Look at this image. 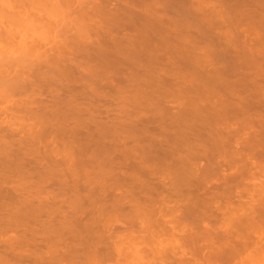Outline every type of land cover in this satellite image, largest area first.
Returning a JSON list of instances; mask_svg holds the SVG:
<instances>
[{
	"label": "rangeland",
	"instance_id": "1",
	"mask_svg": "<svg viewBox=\"0 0 264 264\" xmlns=\"http://www.w3.org/2000/svg\"><path fill=\"white\" fill-rule=\"evenodd\" d=\"M24 1L17 9L33 17L39 5L40 22L20 16L16 26L17 14L0 11V264H264V174L250 165H264V125L231 110L264 100L249 98L245 81L264 69V54L250 62L264 50V0H158L156 16L133 8L119 19L109 13L122 0H67L68 12L64 0Z\"/></svg>",
	"mask_w": 264,
	"mask_h": 264
},
{
	"label": "bare ground",
	"instance_id": "2",
	"mask_svg": "<svg viewBox=\"0 0 264 264\" xmlns=\"http://www.w3.org/2000/svg\"><path fill=\"white\" fill-rule=\"evenodd\" d=\"M22 1H24V0H22ZM22 1H21V0H0V9H1L0 11L3 12V10H7V12L10 11L9 13H7V15H9V16L12 15V14H14V15L17 14V15H16L17 18L20 17V16H21L22 19H23V18H26V17H28V15H29V13H30L31 11L29 12V10H28V13H26L27 15L24 13L26 16H25L24 14H21V13H23V11H22V10L19 11L18 9H19V8H23V7H19L20 2H21V4H23ZM32 1H33V0H32ZM34 1H37V0H34ZM41 1H42V0H41ZM41 1H40V2H41ZM43 1H45V0H43ZM48 1H50V0H48ZM48 1H47V2H48ZM54 1H55V0H52V2H54ZM64 1H66V2H65V4H64L63 6L60 7V8H61V11H62V9H64V10L67 11V9H65V8H66V7H69V5H68L69 3L67 4L68 1H67V0H64ZM64 1L62 0V3H63ZM69 1H70V0H69ZM80 1H81V0H80ZM80 1H79V3H80ZM82 1H84V0H82ZM86 1H87V0H86ZM86 1H85V3H86ZM89 1H90V0H89ZM95 1H96V0H95ZM103 1H104V0H103ZM111 1H113V0H111ZM116 1H117V0H116ZM116 1H115V2H116ZM120 1H121V0H120ZM120 1H119V2H120ZM24 2H25L24 5H26V3L29 4L28 2H26V0H25ZM29 2H30V1H29ZM50 2H51V1H50ZM60 2H61V0H60ZM71 2H72V1H71ZM75 2H77V1L75 0ZM107 2H109V0H107ZM113 2H114V1H113ZM113 2H112V3H113ZM160 2H161V0H160ZM168 2H169V1H168ZM201 2H203V1H201ZM211 2H212V1H211ZM31 3H32V2H31ZM37 3H38V2H37ZM43 3H44V2H43ZM57 3H58L59 5L62 4V3L60 4L59 2H57ZM85 3H84V4H85ZM112 3L110 2V5H108L107 7H110ZM117 3H118V2H116L115 4H117ZM121 3H122V5H121ZM121 3H118V4L121 5L120 7H119V6L117 7V5H116V7H117V10H116V8H115V10H116V14H115V12H114V13H111V11H110L109 15L112 14L113 17H112V16H111V17H112L113 19H114L115 16H116V17L118 16V19H119V17H120L119 14H120V13H121L122 16L125 15V17H127L128 13H129V17H130V16H131L130 11H132L133 8H138V9H137L138 11H139L140 8H141V10H143L144 13H147V15L150 14V15H151L150 17H152L153 15L157 14L155 11H153L152 8H153V7L157 8L156 5L158 4V0H129V1H127V0H122ZM192 3H193V1H192ZM194 3H195V2H194ZM205 3H206V2H205ZM207 3H208V2H207ZM207 3H206V4H207ZM209 3H210V2H209ZM45 4H46V3H45ZM54 4H55V3H54ZM54 4H53V5H54ZM58 4H56V6H57ZM66 4H67L68 6H67ZM80 4L82 5L83 2L80 3ZM93 4H94V1H93ZM107 4H108V3H106V5H107ZM115 4H114V5H115ZM167 4H168V3H167ZM214 4H215V3H214ZM255 4H256V3H255ZM24 5H21V6H24ZM37 5H38V4H37ZM40 5H41V4H40ZM51 5H52V4H51ZM51 5H50V6H51ZM53 5H52V6H53ZM65 5H66V7H65ZM76 5H77V4H76ZM78 5H79V4H78ZM78 5H77L76 9H77L78 7H81V5H80V6H78ZM91 5H92V3L90 4V6H91ZM99 5H100V4H99ZM103 5H104V4H103ZM173 5H174V4H173ZM198 5H199V4H198ZM204 5H205V4H204ZM259 5H260V4H259ZM32 6H33L34 9H35V8H36V9H35V10H34V9H30V8H29V9L35 12V13L33 12V13H34L33 15H35V16L32 17V16H30V15H32V14H30V15H29L30 17H28L27 20H29V19H31V18H32L31 20H33V19H34V20H35V19H39V20H37V22H40V21H41L40 19H42V16H41V15L44 14V12L41 13L40 10H42V9L39 8V5L36 6V4L33 5V3H32ZM34 6H35V7H34ZM41 6H42V5H41ZM44 6H45V5H44ZM50 6H49V7H50ZM74 6H75V5H74ZM74 6L71 7V8H69V9H71V11H72V10H73L72 8H74ZM86 6H87V5L85 4V7H86ZM104 6H105V5H104ZM136 6H139V7H136ZM159 6H160V4L158 5V7H159ZM209 6H210V5H209ZM211 6H212V4H211ZM229 6H230V5H229ZM256 6H258V5H256ZM1 7H2V8H1ZM18 7H19V8H18ZM24 7H26V6H24ZM28 7H30V6H28ZM37 7H38L39 9H38ZM49 7H48V8H49ZM57 7H58V6H57ZM57 7L54 6V7H53L54 10H57V9L59 8V7H58V8H57ZM62 7H64V8H62ZM85 7H84V8H85ZM88 7H89V6H88ZM88 7H86V8H88ZM94 7H95V6H94ZM94 7H93L92 9H94V11H95V9H97V8H94ZM107 7H106V8H107ZM200 7H201V6H200ZM206 7H208V6H206ZM206 7H205V8H206ZM217 7H218V6H217ZM254 7H255V6H254ZM259 7H260V9H261V6H259ZM17 8H18V9H17ZM41 8H42V7H41ZM55 8H56V9H55ZM81 8H82V9H81ZM81 8H79V9H80L81 11L85 12V11H84V8H83V7H81ZM86 8H85V9H86ZM100 8H102V6H100ZM112 8H113V7H112ZM112 8H109V9H112ZM155 8H154V10H156ZM168 8H169V6H168ZM193 8H194V7H193ZM202 8H203V6H202ZM211 8H212V7H210V9H211ZM227 8H228V7H227ZM238 8H239V7H238ZM26 9H27V7H26ZM26 9L23 8V10H24L25 12H26ZM79 9H77L78 12H77V10L74 9V10L76 11L75 13H76V14L78 13V15L81 16V17L85 16V15H86V12H85V13L81 12V13H83L84 15H83V14L80 15V14H79V13H80V10H79ZM88 9L90 10L91 8L89 7ZM103 9H105V8H103ZM103 9H102V10H103ZM166 9H167V8H166ZM174 9H175V8H174ZM220 9H221V8H220ZM224 9H225V8H224ZM36 10H37V11H36ZM47 10H48V9H47ZM59 10H60V9H59ZM64 10H63V11H64ZM74 10H73V11H74ZM99 10H101V9H99ZM150 10H151V11H150ZM160 10H161V8H160ZM176 10H177V9H176ZM199 10H200V9H199ZM52 11H53V10H52ZM57 11H58V10H57ZM66 11H65V12H66ZM71 11L69 10V12H71ZM73 11H72V12H73ZM96 11H97V10H96ZM134 11H135V10H134ZM169 11H170V10H169ZM171 11H172V10H171ZM171 11H170V12H171ZM174 11H175V10H174ZM197 11H198V10H197ZM200 11H201V10H200ZM203 11H204V9H203ZM219 11H220V10H219ZM4 12H6V11H4ZM19 12H20L21 15L18 14ZM38 12H40V13H38ZM47 12H50V11H47ZM65 12H64V13H65ZM67 12H68V11H67ZM67 12H66V13H67ZM117 12H118V14H117ZM119 12H120V13H119ZM154 12H155V13H154ZM216 12H217V11H216ZM36 13H37V14H36ZM61 13H62V12H61ZM61 13L59 14V11H58L57 14H59V15L62 16L63 13H62V14H61ZM88 13H89V12H88ZM94 13H95V12H94ZM132 13H134V12H132ZM141 13H142V11L138 12L137 15H138V14H141ZM160 13H161V11H160ZM160 13H159V14H160ZM220 13H221V11H220ZM251 13H252V12H251ZM254 13H255V12H254ZM2 14H3V13H1V15H2ZM38 14H39V15H38ZM47 14H48V13H47ZM76 14H75V15H76ZM142 14H143V13H142ZM142 14H141V15H142ZM161 14H162V13H161ZM197 14H199V13H197ZM212 14H213V13H212ZM222 14H223V13H222ZM18 15H19V16H18ZM37 15H38V17H36ZM45 15H46V14H45ZM50 15H51V14H50ZM54 15H55V14H54ZM63 15H64V14H63ZM67 15H68V14H67ZM104 15L106 16L105 13H104ZM147 15H146V18H148ZM205 15H206V14H205ZM217 15H218V14H217ZM234 15H235V14H234ZM2 16H3V15H2ZM9 16H7V17H8L7 19H9ZM22 16H25V17H22ZM46 16H47V15H46ZM64 16H65V15H64ZM64 16H63V18H64ZM68 16H69V15H68ZM68 16H66V18H67ZM70 16H71V15H70ZM86 16H87V15H86ZM102 16H103V15H102ZM135 16H136V15H134V17H135ZM142 16H143V15H142ZM148 16H149V15H148ZM155 16H156V15H155ZM167 16H168V15H167ZM211 16H212V15H211ZM220 16H222V15H220ZM3 17H4V16H3ZM44 17H45V16H44ZM44 17H43V18H44ZM56 17H57V16H56ZM56 17H55V18H56ZM77 17H78V16H77ZM81 17H80V19H81ZM96 17H97V16H96ZM106 17H107V16H106ZM125 17H122V19H124ZM129 17H128V18H129ZM139 17H140V15H139ZM139 17H138V18H139ZM144 17H145V15H144ZM161 17H162V16H161ZM161 17H160V18H161ZM163 17H164V16H163ZM163 17H162V18H163ZM212 17H213V16H212ZM227 17H228V16H227ZM258 17H260V16H258ZM11 18L13 19V18H15V17L12 15ZM17 18H15L16 20L14 19L15 22L12 20L15 24H16V21L18 20V23L16 24V26L20 24V21H21V23H23V22L27 23L26 21L21 20V18H18V19H17ZM45 18H46V17H45ZM47 18H48V16H47ZM73 18H75V17H73ZM101 18H102V17H101ZM104 18H105V17H104ZM112 18H111V19H112ZM128 18H127V19H128ZM136 18H137V17H136ZM146 18H145V19H146ZM166 18H167V17H166ZM219 18H220V17H219ZM48 19H49V18H48ZM53 19H54V17H53ZM78 19H79V18H78ZM82 19H83V18H82ZM122 19L120 18V20H122ZM139 19H140V18H139ZM154 19H156V17H154ZM158 19H159V18H158ZM198 19H199V18H198ZM205 19H206V18H205ZM221 19H222V17H221ZM9 20H11V19H9ZM19 20H20V21H19ZM24 20H25V19H24ZM31 20H29V21H31ZM49 20H52V18L49 19ZM76 20H77V19H76ZM86 20H87V19H86ZM91 20H92V19H91ZM103 20H104V19H103ZM115 20H117V18H115ZM115 20H114V21H115ZM120 20H119V21H120ZM131 20H132V17H131V19L129 18V20H127V21H131ZM134 20H135V19H134ZM148 20H150V19H148ZM148 20H147V21H148ZM169 20H171V19H169ZM207 20H208V19H207ZM219 20H220V19H219ZM226 20H227V18H226ZM228 20H229V19H228ZM22 21H23V22H22ZM52 21H53V20H52ZM54 21H55V20H54ZM54 21H53V22H54ZM58 21H59V19H58ZM70 21H71V20H70ZM74 21H75V19H74ZM94 21H95V20H94ZM94 21H93V22H94ZM96 21H97V19H96ZM123 21H125V20H123ZM132 21H133V20H132ZM132 21H131V22H132ZM156 21H157V20H156ZM159 21H160V20H159ZM161 21H164V20L161 19ZM237 21H238V20H237ZM2 22H3V18H2ZM5 22H6V21H5ZM43 22H44V21H43ZM47 22H48V20H47ZM62 22H63V21H62ZM80 22H81V21H80ZM80 22H79V23H80ZM85 22H86V21H85ZM109 22H111V21H109ZM145 22H146V21H145ZM169 22H170V21H169ZM172 22H173V21H172ZM241 22H242V20H241ZM253 22H254V21H253ZM8 23H9V22H8ZM33 23H34V22H33ZM35 23H36V22H35ZM41 23H42V22H41ZM41 23H38V24H41ZM72 23H73V22H72ZM86 23H87V22H86ZM99 23H100V22H99ZM111 23H112V22H111ZM117 23H118V22H117ZM119 23H120V22H119ZM134 23H135V22H134ZM149 23H150V22H149ZM152 23H153V22H152ZM229 23H230V22H229ZM232 23H233V22H232ZM0 24H1V23H0ZM12 24H13V23H12ZM23 24H24V23H23ZM76 24L79 25L78 23H76ZM88 24H89V23H88ZM96 24H97V23H96ZM101 24H102V23H101ZM113 24H114V22H113ZM130 24H133V23H130ZM165 24H166V22H165ZM209 24H210V23H209ZM211 24H212V23H211ZM235 24H236V23H235ZM238 24H239V23H238ZM9 25H10V24H9ZM30 25H31V24H30ZM42 25H43V24H42ZM44 25H45V24H44ZM47 25H48V24H47ZM55 25H56V24H55ZM77 25H76V26H77ZM93 25H94V24H93ZM103 25H105V24H103ZM125 25H126V23H125ZM134 25H138V24H134ZM134 25H133V26H134ZM148 25H149V24H148ZM214 25H215V24H214ZM257 25H258V24H257ZM263 25H264V24H263ZM0 26H1V25H0ZM31 26H32V25H31ZM50 26H51V25H50ZM79 26H80V25H79ZM82 26H83V24H82ZM105 26H107V24H106ZM159 26H160V25H159ZM174 26H175V25H174ZM231 26H232V25H231ZM6 27H7V26H6ZM61 27H62V26H61ZM80 27H81V26H80ZM83 27H84V26H83ZM83 27H81V28H83ZM98 27H99V26H98ZM112 27H113V26H112ZM143 27H144V26H143ZM146 27H147V26H146ZM168 27H169V26H168ZM210 27H211V25H210ZM219 27H221V26H219ZM233 27H234V26H233ZM233 27H232V28H233ZM20 28H21V27H20ZM22 28H23V27H22ZM34 28H35V27H34ZM46 28H47V27H46ZM56 28H57V27H56ZM89 28H90V27H89ZM95 28H96V27H95ZM137 28H138V27H137ZM214 28H216V27H214ZM234 28H235V27H234ZM247 28H248V27H247ZM7 29H8V27H7ZM11 29H12V27H11ZM43 29H44V28H43ZM51 29H52V28H51ZM84 29H85V28H84ZM96 29H97V28H96ZM228 29H229V28H228ZM261 29H262V28H261ZM9 30H10V29H9ZM16 30H17V29H16ZM19 30H20V29H19ZM58 30H59V29H58ZM101 30H102V29H101ZM101 30H100V31H101ZM140 30H141V29H140ZM142 30H143V29H142ZM142 30H141V31H142ZM154 30H155V29H154ZM244 30H245V29H244ZM244 30H243V31H244ZM247 30H248V29H247ZM250 30H251V29H250ZM0 31L2 32V28H1ZM17 31H18V30H17ZM31 31H32V30H31ZM36 31H37V30H36ZM45 31H46V30H45ZM56 31H57V30H56ZM80 31H81V29H80ZM107 31H108V30H107ZM125 31H126V30H125ZM233 31H234V30H233ZM4 32H5V31H4ZM10 32H11V31H10ZM12 32H13V31H12ZM14 32H15V31H14ZM61 32H62V31H61ZM95 32H96V31H95ZM108 32H109V31H108ZM211 32H212V31H211ZM231 32H232V31H231ZM240 32H241V31H240ZM2 33H3V32H2ZM6 33H8V32H6ZM17 33H18V32H17ZM31 33H32V32H31ZM41 33H42V32H41ZM49 33H50V35L52 34L51 32H49ZM56 33H57V32H56ZM223 33H224V32H223ZM226 33H227V31H226ZM229 33H230V31H229ZM236 33H237V30H236ZM243 33H244V32H243ZM252 33H253V32H252ZM14 34H15V33H14ZM59 34H60V33H59ZM136 34H137V33H136ZM211 34H212V33H210V35H211ZM233 34H235V33H233ZM247 34H248V33H247ZM6 35H7V34H6ZM45 35H46V34H45ZM206 35H207V34H206ZM224 35H225V34H224ZM0 36H1V35H0ZM2 36H3V34H2ZM39 36L41 37V35H39ZM89 36H90V34H89ZM225 36H226V35H225ZM233 36H235V35H233ZM245 36H247V35H245ZM258 36H260V35H258ZM13 37H14V35H13ZM21 37H22V36H21ZM55 37H56V36H55ZM143 37H144V36H143ZM205 37H206V36H205ZM231 37H232V36H231ZM231 37H230V39H231ZM256 37H257V35H256ZM2 38H3V37H2ZM8 38H9V37H8ZM28 38H29V37H28ZM35 38H36V37H35ZM57 38H58V37H57ZM212 38H213V37H212ZM217 38H218V37H217ZM234 38H235V37H234ZM248 38H249V37H248ZM257 38H258V37H257ZM21 39H22V38H21ZM31 39H32V37H31ZM31 39H30V41H31ZM50 39H51V38H50ZM228 39H229V38H228ZM27 40H28V39H27ZM37 40H38V39H37ZM37 40H36V41H37ZM51 40H52V39H51ZM51 40H50V41H51ZM211 40H212V39H211ZM216 40H217V39H216ZM226 40H227V39H226ZM233 40H234V39H233ZM243 40H244V39H243ZM245 40H246V39H245ZM1 41H2V40H1ZM9 41H10V40H9ZM59 41H61V40H59ZM66 41H67V40H66ZM103 41H104V40H103ZM213 41H214V40H213ZM227 41H228V40H227ZM234 41H235V40H234ZM249 41H251V40H249ZM262 41H263V39H262ZM11 42H12V41H11ZM39 42H40V41H39ZM43 42H44V41H43ZM43 42H42V43H43ZM53 42H54V41H53ZM61 42H62V41H61ZM61 42H60V43H61ZM92 42H93V41H92ZM97 42H98V41H97ZM207 42H209V41H207ZM237 42H238V41H237ZM237 42L235 41V43H237ZM240 42H241V41H240ZM243 42H244V41H243ZM259 42H261V41L259 40ZM6 43H7V41H6ZM6 43H5V45H6ZM28 43H29V42H28ZM33 43H34V42H33ZM56 43H57V42H56ZM60 43H59L58 45H56V46H60V45H61ZM244 43H245V42H244ZM250 43H251V42H250ZM252 43H253V42H252ZM255 43H256V42H255ZM0 44H1V43H0ZM29 44H30V43H29ZM43 44H44V43H43ZM85 44H86V43H85ZM92 44H93V43H92ZM105 44H106V42H105ZM211 44H212V43H211ZM222 44H223V43H222ZM239 44H240V43H239ZM256 44H258V43H256ZM5 45H3V46L5 47ZM34 45H35V44H34ZM44 45H45V44H44ZM96 45H98V43H97ZM106 45H107V44H106ZM113 45H114V44H113ZM194 45H195V44H194ZM233 45H234V44H233ZM235 45H236V44H235ZM242 45H243V44H242ZM244 45H245V44H244ZM3 46H2V47H3ZM8 46H9V45H8ZM23 46H24V45H23ZM91 46H92V45H91ZM102 46H103V45H102ZM227 46H228V45H227ZM231 46H232V45H231ZM238 46H239V45H238ZM245 46H247V44H246ZM245 46H244V47H245ZM261 46H262V45H261ZM261 46L258 45L259 48H260ZM43 47H44V46H43ZM53 47H54V46H53ZM53 47H52V48H53ZM92 47H93V46H92ZM94 47H95V46H94ZM208 47H209V46H208ZM232 47H233V46H232ZM248 47H249V46H248ZM28 48H29V47H28ZM39 48H40V47H39ZM44 48H45V47H44ZM47 48H48V47H47ZM47 48H45V49H47ZM57 48H58V47H57ZM88 48H89V47H88ZM101 48H102V47H101ZM240 48H241V47H240ZM259 48L257 49V51L259 50ZM11 49H12V48H11ZM13 49H14V48H13ZM20 49H21V48H20ZM29 49H30V48H29ZM36 49H37V47H36ZM68 49H69V48H68ZM103 49H104V48H103ZM215 49H216V48H215ZM255 49H256V47H255ZM5 50H6V49H5ZM40 50H41V49H40ZM58 50H59V49H58ZM211 50H212V48H211ZM218 50H219V49H218ZM224 50H225V49H224ZM253 50H254V48H253ZM17 51H18V50H17ZM30 51H31V49H30ZM37 51H38V50H37ZM43 51H44V50H43ZM52 51H53V50H52ZM93 51H94V50H93ZM100 51H101V50H99V53H100ZM212 51H213V50H212ZM244 51H245V50H244ZM247 51H248V50H247ZM247 51H246V52H247ZM32 52H33V51H32ZM41 52H42V51H41ZM72 52H73V51H72ZM77 52H78V51H77ZM103 52H104V51H103ZM107 52H109V51H107ZM214 52H215V50H214ZM220 52H221V51H220ZM249 52H250V51H249ZM249 52H248V53H249ZM254 52H255V51H254ZM259 52H260V51H259ZM262 52H264V50H263ZM262 52H261V53H258V52H257V53H258V54H257L258 56L254 55V53H253V56H252V55L249 53V55L252 56V58L249 57V58H251V61H250V62H251V63H254L255 65L257 64L258 67H259V64H258V62H257V59H258V57L261 58V56L264 54V53H262ZM56 53H57V52H56ZM61 53H62V52H61ZM81 53H82V51H81ZM90 53H91V51H90ZM104 53H105V52H104ZM240 53H241V52H240ZM248 53H246V54H248ZM251 53H252V51H251ZM39 54H40V53H39ZM39 54H38V55H39ZM97 54H98V53H97ZM244 54H245V52H244ZM255 54H256V53H255ZM261 54H262V55H261ZM35 55H36V54H35ZM48 55H49V54H48ZM77 55H78V54H77ZM88 55H89V54H88ZM222 55H223V54H222ZM228 55H229V54H228ZM26 56H27V55H26ZM51 56L53 57L54 55H51ZM57 56H58V55H57ZM231 56H232V55H231ZM254 56L257 57V58L255 59ZM52 57H51V58H52ZM74 57H75V56H74ZM95 57H96V56H95ZM95 57H94V58H95ZM215 57H216V56H215ZM243 57H244V58H245V57H248V55H247V56H243ZM22 58H23V57H22ZM96 58H97V57H96ZM204 58H205V57H204ZM213 58H214V57H213ZM221 58H222V57H221ZM224 58H225V57H224ZM263 58H264V56H262L261 59L263 60ZM25 59H26V58H25ZM54 59H55V57H54ZM62 59H63V58H62ZM65 59H66V58H65ZM240 59H241V58H240ZM20 60H21V59H20ZM27 60H28V59H27ZM29 60H30V59H29ZM33 60H34V58H33ZM49 60H50V59H49ZM91 60H92V59H91ZM219 60H220V59H219ZM245 60H246V59H245ZM248 60H250V59H248ZM14 61H15V60H14ZM17 61H18V59H17ZM22 61H24V60H22ZM62 61H63V60H62ZM64 61H65V60H64ZM67 61H68V60H67ZM70 61H71V60H70ZM74 61H75V60H74ZM225 61H226V60H225ZM243 61H244V60H243ZM53 62H54V61H53ZM223 62H224V60H223ZM226 62H227V61H226ZM228 62H229V61H228ZM58 63H59V62H58ZM60 63H61V62H60ZM63 63H64V62H63ZM261 63L263 64L264 61L261 62ZM261 63H260V66H262ZM17 64H18V62H17ZM29 64H30V63H29ZM54 64H55V63H54ZM56 64H57V62H56ZM33 65H34V64H33ZM64 65H65V64H63L62 67H64ZM69 65H70V64H69ZM76 65H77V64H76ZM76 65H75V66H76ZM218 65H219V64H218ZM223 65H224V64H223ZM257 65H256V66H257ZM23 66H24V65H23ZM57 66H58V65H56V67H57ZM77 66H78V65H77ZM24 67H25V66H24ZM42 67H44V66H42ZM53 67H54V66H53ZM58 67H59V66H58ZM60 67H61V66H60ZM78 67H79V66H78ZM80 67H81V66H80ZM82 67H83V66H82ZM82 67H81V68H82ZM235 67H236V66H235ZM19 68H20V67H19ZM231 68H233V67H231ZM239 68H240V67H239ZM239 68H238V69H239ZM262 68H264V66H262ZM35 69H36V68H35ZM72 70H73V69H72ZM77 70H78V69H77ZM80 70H82V69H80ZM87 70H88V69H87ZM90 70H91V69H90ZM37 71H38V70H37ZM88 71H89V70H88ZM92 71H93V70H92ZM96 71H97V69H96ZM244 71H245V70H244ZM3 72H4V71H3ZM62 72H63V71H62ZM235 72H236V71H235ZM252 72H253V71H252ZM255 72H256V73H251V74H248V75L245 73L247 76H249V77H248L249 80H247L248 78H247L246 75H245V76H246V80H245V77H242V78H241V81L243 80V83H244V80H245V81H247V83L250 85V88H251V89H249V91H252V95H250V94H251V92H250V93H249V98H250L251 96H252V97H256V96H258V95H261V97H262V96L264 95V86H262V84L260 85V83H259L260 81H264V78H263V77H264V69L261 70V68H259L258 70L256 69ZM89 73H90V72H89ZM89 73H88V74H89ZM219 73H220V72H219ZM219 73H218V76H219ZM79 74H80V73H79ZM18 75H19V72H18ZM232 75H233V73H232ZM239 75H243V72H242V74L239 72ZM66 76H67V75H66ZM92 76H93V75H92ZM213 76H214V73H213ZM213 76H212V77H213ZM222 76H223V75H222ZM234 76H236V75H234ZM20 77H21V76H20ZM63 77H64V75H63ZM224 77H226V76H224ZM21 78H22V77H21ZM243 78H244V79H243ZM18 79H19V78H18ZM260 79H262V80H260ZM218 80H219V79H218ZM221 80H222V78H221ZM213 81H214V80H213ZM215 83H216V82H215ZM220 83H221V82H220ZM247 83L244 84V85L247 86V85H248ZM262 83H263V82H262ZM221 84H222V83H221ZM249 85H248V87H249ZM61 86H62V84H61ZM246 89H247V88H246ZM206 91H207V90H206ZM211 91H212V90H211ZM243 91H244V90H243ZM226 93H227V92H226ZM235 93H236V92H235ZM232 94H234V93H232ZM262 94H263V95H262ZM206 95H207V94H206ZM216 95H218V94L216 93ZM197 96H198V95H197ZM213 96H214V95H213ZM213 96H212V97H213ZM232 96H233V95H232ZM232 96H231V98H232ZM200 97H201V96H200ZM202 97H203V96H202ZM206 97H207V96H206ZM233 97L236 98V96H233ZM252 97H251V98H252ZM219 98H220V97H219ZM237 98H238V97H237ZM241 98H242V97H241ZM247 98H248V96H247ZM204 99H205V97H204ZM256 99H257V98H256ZM259 99H260V98H259ZM261 99H264V98H261ZM71 100H72V99H71ZM218 100H219V99H218ZM227 100H228V99H227ZM233 100H234V99H232V101H233ZM235 100H236V99H235ZM235 100H234V103H235ZM242 100H243V99H242ZM242 100H239V102L242 101ZM253 101H255L254 98H253V99L245 100V101H244V104H242L241 102L238 103V101H237V103H235V104L233 103L234 105H233L232 102H230V101H229V103H231V104L233 105V107H231L232 105L230 106V107H231V110H233V111H232L233 114H234V113H235V114L237 113L236 115H238V113L242 114V115H241V116H243L242 121L244 120V124H246L245 126H248V125L251 126V125H254V124H258V126H259V125H260V126H263V125H264V100H259L256 104H255V102H254V104H253V103H252ZM77 102H78V101H77ZM226 102H228V101H226ZM242 102H243V101H242ZM68 103H69V102H68ZM200 103H202V102H200ZM208 103H209V102H208ZM229 103H228V104L226 103V104L229 105ZM203 104H204V103H203ZM203 104H202V105H203ZM215 104H216V102H215ZM218 104H219V103H218ZM73 105H74V104H73ZM134 105H135V104H134ZM142 105H143V104H142ZM199 105H200V104H198V105H196V106H199ZM208 105H209V104H208ZM23 106H24V105H23ZM75 106H77V105H75ZM27 107H28V106H27ZM87 107H88V106H87ZM228 107H229V106H228ZM221 108H222V107H221ZM221 108H220V109H221ZM26 109H27V108H26ZM134 109H135V108H134ZM216 109H217V108H216ZM222 109H224V108H222ZM229 109H230V108H229ZM229 109H228V110H229ZM70 110H71V109H70ZM70 110H69V111H70ZM87 110H88V109H87ZM89 110H90V109H89ZM135 110H136V109H135ZM138 110H139V109H138ZM142 110H143V109H142ZM150 110H151V108H150ZM150 110H149V111H150ZM193 110H194V108H193ZM228 110H227V111H228ZM231 110H229V111L231 112ZM76 111H77V110H76ZM147 111H148V110H147ZM187 111H188V110H187ZM223 111H224V110H223ZM225 111H226V110H225ZM227 111H226V112H227ZM128 112H129V111H128ZM151 112H152V111H151ZM156 112H158V111L156 110ZM217 112H218V111H217ZM29 113H30V112H29ZM78 113H79V112H78ZM195 113H196V112H195ZM195 113H194V114H195ZM79 114H80V113H79ZM130 114H132V113H130ZM141 114H142V113H141ZM154 114H155V113H154ZM156 114H157V113H156ZM156 114H155V115H156ZM183 114H184V113H183ZM190 114H192V113H190ZM218 114H219V113H218ZM228 114H230V113H227V115H228ZM240 114H239V115H240ZM127 115H128V114H127ZM142 115H143V114H142ZM140 116H141V115H140ZM234 116H235V115H234ZM205 117H206V116H205ZM235 117H236V116H235ZM238 117H239V116H238ZM184 118H185V117H184ZM233 118H234V117H233ZM199 119H201V118H199ZM217 119H218V118H217ZM255 119H256V120H255ZM209 120H210V119H209ZM218 120H219V119H218ZM220 121H221V120H220ZM226 122H227V121H226ZM207 123H208V122H207ZM215 123H216V122H215ZM242 123H243V122H242ZM199 124H200V123H199ZM228 124H229V123H228ZM112 125H113V124H112ZM115 126H116V124H115ZM149 126H150V125H149ZM185 126H186V124H185ZM216 126H217V125H216ZM118 127H119V129H121L120 126H118ZM121 127H122V126H121ZM204 127H205V126H204ZM224 127H226V126L224 125ZM254 127H255V126H254ZM116 128H117V127H116ZM122 128H123V127H122ZM125 128H126V127H125ZM196 128H198V127H196ZM255 128H258V127H255ZM255 128H254V129H255ZM130 129H131V128H130ZM148 129H149V128H148ZM252 129H253V128H252ZM261 129H262V127H261ZM261 129H260V130H261ZM137 130H138V129H137ZM201 130L204 131V129H201ZM216 130H217V127H216ZM235 130H236V129H235ZM235 130L233 129V131H235ZM246 130H247V129H246ZM121 131H122V130H121ZM209 131H210V130H209ZM233 131H232V132H233ZM249 131H250V130H249ZM257 131H258V130H257ZM118 132H119V131H118ZM137 132H138V131H137ZM145 132H146V131H145ZM178 132H179V131H178ZM196 132H197V131H196ZM212 132H213V131H212ZM230 132H231V130H230ZM250 132H251V131H250ZM255 132H256V131H255ZM260 132H261V131H260ZM40 133H41V132H40ZM126 133H128V132H126ZM179 133H180V132H179ZM202 133H203V132H202ZM227 133H229L228 130H227ZM238 133H239V132H238ZM257 133H258V132H257ZM41 134H42V133H41ZM120 134H121V133H120ZM136 134H137V133H136ZM208 134H209V133H208ZM233 134H234V133H233ZM258 134H259V133H258ZM38 135H39V134H38ZM114 135H115V134H114ZM122 135H123V134H122ZM138 135H139V134H138ZM237 135H238V134H237ZM259 135H261V136L264 137V129H263V135H262V132H261ZM259 135H258V136H259ZM43 136H44V135H43ZM144 136H145V135H144ZM151 136H152V135H151ZM206 136H208V135H206ZM234 136H235V135H234ZM250 136H252V135H250ZM36 137H37V136H36ZM36 137H35V138H36ZM117 137H118V136H117ZM136 137H137V136H136ZM140 137H141V136H140ZM140 137H139V138H140ZM194 137H195V136H194ZM210 137H211V136H210ZM221 137H222V136H221ZM228 137H229V136H228ZM230 137H231V136H230ZM232 137H233V136H232ZM106 138H107V137H106ZM148 138H149V137H148ZM71 139H72V138H71ZM126 139H128V138H126ZM149 139H150V138H149ZM155 139H156V138H155ZM213 139H214V138H213ZM225 139H226V137H225ZM238 139H239V138H238ZM251 139H253V138H251ZM256 139H257V138H256ZM260 139H261V137H260ZM260 139H258L259 141H257V140H256V141H257V142H260V141H261ZM262 139H263V141H264V138H262ZM74 140H75V139H74ZM116 140H117V139H116ZM122 140H123V142H124V139H123V138H122ZM151 140H152V139H151ZM178 140H179V139H178ZM226 140H227V139H226ZM78 141H79V140H78ZM96 141H97V140H96ZM118 141H119V139H118ZM158 141H159V140H158ZM171 141H172V140H171ZM198 141H199V140H198ZM200 141H202V140H200ZM205 141H206V140H205ZM33 142H34V141H33ZM101 142H102V141H101ZM191 142H192V141H191ZM115 143H116V142H115ZM120 143H121V142H120ZM158 143H159V142H158ZM189 143H190V142H189ZM253 143H255L254 140H253ZM122 144H123V143H122ZM116 145H117V144H116ZM143 145H145V144H143ZM260 145H261V144H260ZM63 146H65V145H63ZM117 146H118V145H117ZM254 146H255V145H254ZM132 147H134V145H133ZM135 147H136V146H135ZM137 147H138V146H137ZM158 147H159V146H158ZM206 147H207V146H206ZM232 147H233V146H232ZM255 147H256V146H255ZM62 148H63V147H62ZM66 148H67V147H66ZM130 148H131V147H130ZM130 148H129V149H130ZM178 148H179V147H178ZM196 148H197V147H196ZM242 148H245V147H242ZM246 148H247V147H246ZM262 148H263V147H262ZM55 149H56V148H55ZM113 149H114V148H113ZM124 149H125V148H124ZM141 149H142V147H141ZM210 149H211V148H210ZM255 149H256V148H255ZM56 150H57V149H56ZM127 150H128V149H127ZM187 150H188V149H187ZM190 150H191V148H190ZM251 150H252V149H251ZM260 150H261V149H260ZM58 151H59V150H58ZM132 151H133V150H132ZM170 151H171V150H170ZM179 151H181V150H179ZM183 151H185V150L183 149ZM211 151H212V150H211ZM64 152H65V151H64ZM141 152H142V151H141ZM143 152H144V151H143ZM235 152H236V151H235V149H234V153H235ZM237 152H238V151H237ZM237 152H236L235 157H238V156H237ZM257 152H258V151H257ZM126 153H127V152H126ZM158 153H159V152H158ZM172 153H173V152H172ZM179 153H180V152H179ZM182 153H183V152H182ZM192 153H193V152H192ZM192 153H191V154H192ZM225 153H226V152H225ZM239 153H240V152H239ZM244 153H245V152H244ZM251 153H253V152H251ZM258 153H259V152H258ZM161 154H162V153H161ZM187 154H188V153H187ZM249 154H250V153H249ZM254 154H255V153H254ZM194 155H195V154H194ZM226 155L228 156L229 154H226ZM252 155H253V154H252ZM163 156H164V155H163ZM180 156H181V155H180ZM206 156H207V155H206ZM206 156H205V157H206ZM240 156H241V155H240ZM240 156H239V158H240ZM142 157H143V156H142ZM144 157H145V156H144ZM183 157H184V156H183ZM183 157H182V158H183ZM190 157H191V156H190ZM246 157H248V156L246 155ZM246 157H245V158H246ZM249 157H251V156H249ZM252 157H253V156H252ZM256 157H257V156H256ZM256 157H255V158H256ZM261 157H262V156H261ZM185 158H186V157H185ZM193 158H195V157H193ZM193 158H192V159H193ZM206 158H207V157H206ZM218 158H219V157H218ZM220 158H221V157H220ZM223 158H224V157H223ZM225 158H227V157H225ZM229 158H230V157H229ZM232 158H234V156L231 157V159H230V160H232V161L234 162L236 158H235L234 160H233ZM241 158H243V157H241ZM141 159H142V158H141ZM148 159H149V158H148ZM188 159H189V158H188ZM246 159H248V158H246ZM250 159H251V158H250ZM132 160H133V159H132ZM152 160H153V159H152ZM230 160H229V161H230ZM258 160H259V158H258ZM134 161H135V160H134ZM178 161H179V160H178ZM186 161H188V160L186 159ZM215 161H216V160H215ZM218 161H220V160H218ZM238 161H239V160H237V162H238ZM252 161H254V160H251V162H252ZM92 162H93V161H92ZM132 162H133V161H132ZM132 162H131V163H132ZM147 162H148V161H147ZM179 162L181 163V161H179ZM223 162H224V161H223ZM226 162H228V161H226ZM242 162H243V161H242ZM245 162H246V161H245ZM245 162H244V163H245ZM251 162H248V161H247L246 163H251ZM254 162H255V161H254ZM256 162H257V161H256ZM99 163H100V162H99ZM99 163H98V164H99ZM159 163H160V162H159ZM180 163H179V164H180ZM230 163H231V162H230ZM234 163H235V162H234ZM252 163H253V162H252ZM262 163H263V162H262ZM262 163H261V164H262ZM96 164H97V163H96ZM134 164H135V163H134ZM165 164H166V163H165ZM232 164H233V163H232ZM258 164H259V165H258ZM261 164H260V160H259V162L254 163V164H250V165H252L253 167H254L255 165L258 166V167H257V168H258V173H259V171H260V172H261V175H262V173L264 174V165L261 166ZM139 165H140V164H139ZM226 165H227V164H226ZM229 165H230V164H229ZM235 165H236V164H235ZM242 165H243V164H242ZM242 165H241V166H242ZM245 165H246V164H244L243 166H245ZM248 165H249V164H248ZM95 166H96V165H95ZM98 166H99V165H97L96 167H98ZM114 166H116V165H114ZM118 166H119V165H118ZM120 166H121V165H120ZM144 166H145V165H144ZM188 167H189V166H188ZM190 167H191V166H190ZM217 167H218V166H217ZM236 167H237V165H236ZM239 167H240V166H238V169L241 168V167H240V168H239ZM246 167H247V166H246ZM253 167L250 166V169H251V168L253 169ZM98 168H99V167H98ZM166 168H167V167H166ZM178 168H179V167H178ZM186 168H187V167H186ZM213 168H214V167H213ZM228 168H229V167H228ZM243 168H244V167H243ZM247 168H248V167H247ZM254 168L256 169V167H254ZM229 169H230V168H229ZM250 169H249V170H250ZM255 169H254V170H255ZM147 170H148V168H147ZM190 170H191V169H190ZM192 170H193V169H192ZM235 170H236V169H235ZM247 170H248V169H246V170L244 169V171H247ZM256 170H257V169H256ZM138 171H139V170H138ZM212 171H214V170H212ZM233 171H234V170H233ZM244 171H243V172H244ZM105 172H106V171H105ZM139 172H141V170H140ZM176 172H177V171H176ZM196 172H197V171H196ZM236 172H238V171H236ZM236 172H235V174H236ZM248 172H249V171H248ZM251 172H252V171H251ZM254 172H255V171H254ZM240 173H241V175L243 174L242 171H240ZM245 173H246V172H245ZM258 173H256V174H258ZM109 174H112V173H109ZM116 174H117V173H116ZM119 174H120V173H119ZM195 174H196V173H195ZM237 174H238V177H240V174H239V173H237ZM237 174H236V175H237ZM246 174H247V173H246ZM249 174H251V175H248V176L251 177V178H253V177H252V174H253V173H249ZM256 174L254 173V177H256V176H255ZM175 175H176V174H175ZM181 175H182V174H181ZM213 175H214V174H213ZM106 176H107V175H106ZM112 176H115V175H112ZM140 176H141V175H140ZM145 176H146V174H145ZM233 176H234V175H232V176H230V177L233 178ZM259 176H260V175H259ZM217 177H218V176H217ZM235 177H237V176H235ZM246 177H247V175H246ZM134 178H135V177H134ZM247 178H248V177H247ZM247 178H246V179H247ZM131 179H132V178H131ZM236 179H237V178H236ZM238 179H241V178H238ZM246 179H245V180H246ZM149 180H150V178H149ZM151 180H152V179H151ZM151 180H150V181H151ZM153 180H154V178H153ZM256 180H257V179H256ZM227 181H228V180H227ZM234 181H235V180H234ZM243 181H244V180H243ZM133 182H134V181H133ZM238 182H240V181H238ZM238 182H237V183H238ZM260 183H261V182H260ZM136 184H137V183H136ZM154 184H155V183H154ZM137 185H138V184H137ZM236 185H237V184H236ZM255 185H256V184H255ZM133 186H134V185H133ZM154 186H155V185H154ZM171 186H172V185H171ZM174 186H175V185H174ZM224 186H225V185H224ZM224 186H223V187H224ZM232 186H233V185H232ZM256 186H257V185H256ZM260 186H261V185H260ZM138 187H139V186H138ZM262 187H264V185H263ZM139 188H141V187H139ZM172 188H173V186H172ZM259 188H260V187H259ZM259 188H257V189H259ZM76 189H77V188H76ZM80 189H81V188H80ZM163 189H164V188H163ZM223 189H224V188H223ZM135 190H136V189H135ZM145 190H146V189H145ZM166 190H167V189H166ZM171 190H172V189H171ZM225 190H226V189H225ZM261 190H263V188H261ZM231 191H232V190H231ZM249 191H250V189H249ZM88 192H89V191H88ZM150 192H151V191H150ZM150 192H149V193H150ZM221 192H222V191H221ZM89 193H90V192H89ZM91 193H92V192H91ZM139 193H140V192H139ZM144 193H145V192H144ZM152 193H154V191H153ZM249 193H251V192H249ZM252 193H253V192H252ZM154 194H155V193H154ZM156 194H157V193H156ZM90 195H91V194H90ZM90 195H89V196H90ZM92 195H93V194H92ZM159 195H160V194H159ZM161 195H162V193H161ZM220 195H221V194H220ZM225 195H226V194H225ZM93 196H94V195H93ZM130 196H131V195H130ZM146 196H147V195H146ZM157 196H158V195H157ZM211 196H213V194H211ZM253 196H254V194H253ZM262 196H263V195H262ZM86 197H87V196H86ZM131 197H132V196H131ZM133 197H134V196H133ZM135 197H136V196H135ZM138 197H139V196H138ZM150 197H151V196H150ZM159 197H160V196H159ZM165 197H166V196H165ZM213 197H214V196H213ZM213 197H212V198H213ZM227 197H228V194H227ZM227 197H226V198H227ZM259 197H260V196H259ZM125 198H126V197H125ZM229 198H230V197H229ZM260 198H261V197H260ZM91 199H92V198H91ZM139 199L141 200V197H140ZM213 199H214V198H213ZM146 200H147V199H146ZM164 200H165V199H164ZM91 201H92V200H91ZM91 201H90V202H91ZM127 201H128V200H127ZM142 201H143V200H142ZM195 201L197 202V200H195ZM195 201H194V202H195ZM198 201H199V199H198ZM201 201H202V200H201ZM229 201H230V199H229ZM229 201H227V202H229ZM96 202H97V201H96ZM114 202L117 203L118 201H117V202L114 201ZM128 202H129V201H128ZM154 202H156V201L154 200ZM157 202H158V201H157ZM160 202H161V200H160ZM164 202H165V201H164ZM230 202H231V201H230ZM120 203H121V202H120ZM126 203H127V202H126ZM206 203L208 204L209 202H206ZM206 203L204 202V204H206ZM89 204H90V203H89ZM117 204H118V203H117ZM122 204H123V203H122ZM122 204H121V205H122ZM130 204H131V203L129 202L127 205H130ZM138 204H139V203H138ZM160 204H161V203H160ZM164 204H165V203H164ZM228 204H229V203H228ZM247 204H248V203H247ZM112 205H114V204H112ZM115 205H116V204H115ZM133 205H134V204H133ZM135 205H136V204H135ZM229 205H230V204H229ZM229 205H228V206H229ZM241 205L243 206V204H241ZM250 205H251V204H250ZM250 205H249V207H250ZM131 206H132V205H131ZM149 206H150V205H149ZM209 206H210V205H209ZM242 206H241V207H242ZM245 206H246V205H245ZM251 206H253V205H251ZM98 207H99V206H98ZM103 207H104V206H103ZM113 207H114V206H113ZM119 207H120V206H119ZM119 207H118V208H119ZM121 207H122V206H121ZM124 207H125V206H124ZM135 207H136V206H135ZM158 207H160V206L158 205ZM229 207H231V205H230ZM253 207H254V206H253ZM122 208H123V207H122ZM141 208H142V207H141ZM209 208H210V207H209ZM255 208H256V207H255ZM255 208L253 209V208L251 207V209H253V210H255ZM96 209H98V208H96ZM135 209L137 210V208H135ZM139 209H140V208H139ZM154 209H155V208H154ZM237 209H238V207L235 208L234 211H236ZM100 210H101V209H100ZM106 210H107V209H106ZM133 210H134V207H133ZM148 210H150V208H149ZM151 210H152V209H151ZM151 210H150V211H151ZM241 210H242V211H241ZM241 210H239L238 213L241 212V213H244V215H245V213H249V212L245 211L246 209H244V210L241 209ZM258 210H259V209H258ZM94 211H95V209H94ZM140 211H141V210H140ZM232 211H233V210H232ZM237 211H238V210H237ZM237 211H236V213H237ZM243 211H245V212H243ZM256 211H257V210H256ZM260 211H261V210H260ZM260 211H258V212H260ZM134 212H136V211H134ZM141 212H142V211H141ZM154 212H155V210H154ZM229 212H230V211H229ZM139 213H140V212H139ZM151 213H152V212H151ZM232 213H233V212H232ZM234 213H235V212H234ZM250 213H251V212H250ZM93 214H94V213H93ZM190 214H191V213H190ZM259 214H261V213H259ZM262 214H263V213H262ZM230 215H231V212H230ZM230 215H229V217H231ZM253 215H255V213H253ZM256 215H258V214H256ZM91 216H92V215H91ZM232 216H233V215H232ZM234 216H235V215H234ZM237 216H238V215H236V217H237ZM250 216H251V215H250ZM261 216H262V215H261ZM236 217H235V219H236ZM244 217H245V216H244ZM247 217H248V215H247ZM247 217H246V218H247ZM253 217H255V216H253ZM231 218H232V217H231ZM249 218H250V217H249ZM249 218H248V219H249ZM251 218H252V217H251ZM251 218H250V219H251ZM255 218H257V217H255ZM248 219H247V220H248ZM263 219H264V218H263ZM231 220H232V219H231ZM238 220H239V219H238ZM255 220H256V219H255ZM255 220H253V221L255 222ZM259 220H260V218L258 219V221H259ZM76 221H77V220H76ZM232 221H233V220H232ZM248 221H249V220H248ZM260 221H261V220H260ZM229 222H230V221H229ZM229 222H228V223H229ZM235 222H236V221H235ZM244 222H245V221H244ZM249 222H250V221H249ZM251 222H252V221H251ZM254 222H253V223H254ZM256 222H257V220H256ZM91 223H93V222H91ZM91 223H90V224H91ZM257 223H258V222H257ZM257 223H255V224H257ZM230 224H231V223H229V225H230ZM260 224H261V223H260ZM91 225H92V224H91ZM95 225H96V223H95ZM233 225H234V224H233ZM243 225H244V224H243ZM249 225H250V224H249ZM249 225L247 224L246 226H249ZM251 225H252V224H251ZM251 225H250V226H251ZM253 225H254V224H253ZM261 225H262V224H261ZM261 225H260V228H262ZM93 226H94V225H93ZM236 226H237V223H236ZM239 226L241 227V225H239ZM246 226H245V227H246ZM224 227H225V226H224ZM234 227H235V226H234ZM245 227H244V229H246ZM252 227H253V226H252ZM255 227H256V226H254L253 228H255ZM257 227H258V226H257ZM257 227H256V228H257ZM263 227H264V226H263ZM225 228H226V227H225ZM229 228H232V227H229ZM235 228H236V227H235ZM238 228H239V227H238ZM258 228H259V227H258ZM244 229H243V230H244ZM248 229H249V228H248ZM263 229H264V228H263ZM147 230H148V229H147ZM241 230H242V229H241ZM243 230H242V231H243ZM224 231H225V230H224ZM226 231H227V230H226ZM231 231H232V230H230V232H231ZM233 231H234V229H233ZM237 231H238V229H237ZM261 231H264V230H261ZM149 232H150V231H149ZM149 232H148V233H149ZM234 232L236 233V231H234ZM243 232H244V231H243ZM249 232H250V231H249ZM143 233H145V232H143ZM143 233H142V234H143ZM263 233H264V232H263ZM263 233H262V235H263ZM145 234H146V233H145ZM229 234H231V233H228L227 235H229ZM239 234H240V233H239ZM235 235H236V234H235ZM259 235H261V234H259ZM236 237H237V235H236ZM242 237H243V236L241 235V238H242ZM249 237H250V236H249ZM261 237H263V236H260V238L258 237L257 239L259 240V239H261ZM141 238H143V237H141ZM238 238H239V237H238ZM255 238H256V236H255ZM143 240H144V239H143ZM147 240H148V239H147ZM149 240H150V239H149ZM229 240H230V239H229ZM237 240H238V239H236V241H237ZM245 240H246V239H245ZM250 240H251V239H250ZM250 240H249V241H250ZM141 241H142V240H141ZM243 241H244V240H243ZM145 242H146V240H145ZM226 242H228V240H227ZM253 242H254V241H253ZM141 243H142V242H141ZM231 243H232V242H231ZM143 244H144V243H143ZM143 244H142V245H143ZM147 244H148V243H147ZM263 244H264V243H263ZM263 244H262V246H263ZM133 245H134V244H132V246H133ZM144 245H146V244H144ZM231 246H234V245H231ZM245 246H246V245H245ZM256 246H257V245H256ZM260 246H261V245H260ZM149 247H150V245H149ZM151 247H152V246H151ZM250 247H252V246H250ZM137 248L139 249L140 247H137ZM241 248H242V247H241ZM242 249H243V248H242ZM253 249H254V248H253ZM251 250H252V249H251ZM251 250L248 249V252L251 251ZM254 250H255V249H254ZM242 251H243V250H242ZM252 252H253V251H252ZM261 252H262V251H261ZM152 253H153V252H152ZM182 253H183V252H182ZM244 253H245V252H244ZM246 253H247V252H246ZM250 253H251V252H249V254H250ZM183 254H184V253H183ZM185 254H186V252H185ZM210 254H211V253H210ZM249 254H247L246 256H248ZM257 254H258V252H257ZM221 255H222V254H221ZM253 255H254V253H253ZM259 255H260V253H259ZM255 256H256V255H255ZM261 256H262V255H261ZM183 257H184V256H183ZM242 257H243V256H242ZM242 257H241V258H242ZM249 257H250V256H248V258H249ZM251 257H252V255H251ZM251 257H250V258H251ZM227 258H228V257H227ZM248 258L245 257V258H243V259H246V260H247ZM250 258H249V260H250ZM252 258H253V257H252ZM252 258H251V260H252ZM230 259H231V256H230ZM236 259H237V258H236ZM257 259H258V258H257ZM260 259H263V258H260ZM260 259H259V260H260ZM196 261H197V260H196ZM182 262H183V261H182ZM185 263H186V262H185ZM260 263H261V262H260Z\"/></svg>",
	"mask_w": 264,
	"mask_h": 264
}]
</instances>
